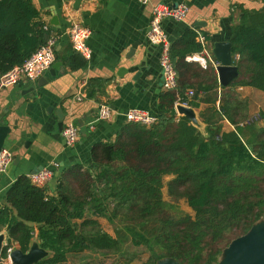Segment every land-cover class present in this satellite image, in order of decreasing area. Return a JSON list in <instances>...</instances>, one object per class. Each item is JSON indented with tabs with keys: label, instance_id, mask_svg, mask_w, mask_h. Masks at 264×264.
<instances>
[{
	"label": "trees",
	"instance_id": "trees-1",
	"mask_svg": "<svg viewBox=\"0 0 264 264\" xmlns=\"http://www.w3.org/2000/svg\"><path fill=\"white\" fill-rule=\"evenodd\" d=\"M241 13L230 34L232 53L239 55L240 74L233 83L220 86L212 66L204 73L194 69L192 75L201 79L190 81L192 66L186 57L201 51L202 45L196 40L197 31L188 28L171 42L178 87L160 94L166 111L156 123L123 124L113 140L94 144L88 165L65 169L52 192L27 175L15 180L0 206V232L7 233L4 257L10 247L27 252L33 241L49 251L35 264H66L71 253L117 248L120 239L102 230L98 218L114 222L124 213L133 220L124 229L134 245L150 250L151 264L164 257H174L181 264H218V244L234 231H239L237 237L246 233L262 219L264 109L259 112L263 125L245 123L249 102L234 89L264 90V8L241 7ZM45 26L32 0H0V77L46 44L52 32ZM56 60L72 70L86 65L71 46L56 51ZM109 82V78H90L87 97L97 98ZM188 88L195 91L189 105L209 104L201 112L207 134L188 117L177 115L175 103ZM222 119L235 129L223 130ZM166 175L173 176L171 192L185 196L194 215L180 213L151 224L167 206ZM70 178L79 181V191ZM212 244L214 249L209 247Z\"/></svg>",
	"mask_w": 264,
	"mask_h": 264
},
{
	"label": "crops",
	"instance_id": "crops-1",
	"mask_svg": "<svg viewBox=\"0 0 264 264\" xmlns=\"http://www.w3.org/2000/svg\"><path fill=\"white\" fill-rule=\"evenodd\" d=\"M32 2L40 11L41 20L52 33L59 36L56 51L69 46L74 49L68 34L74 23L91 28L92 34L87 40L91 57L86 58L74 49L86 59L84 67L72 70L61 60H56L61 61L62 66L54 76L49 72L45 74L50 77L46 83L39 85L41 77L36 81L23 79L17 85L0 91V114L5 113L4 124L11 127L4 148L10 150L14 157L8 169L0 173V206L5 203L7 190L19 176H29L41 166L55 169V177L45 185L51 192L54 191L57 177L65 169L74 164L88 165L94 144L116 137L118 130L128 122L125 114L129 109H144L157 118L166 111L160 101V94L172 89L163 86L160 47L147 38L153 5L159 2H186L189 11L184 20L167 18L163 21L170 42L186 29L193 28L197 31L198 42V33L206 36V46L218 65L220 62L213 52L214 43L230 41L231 28L239 22L242 14L241 7L252 11L264 8V0H151L145 5L138 0ZM198 22L204 25H196ZM233 57L236 64L239 55L233 54ZM186 60L192 66L190 81H196L198 77L192 75L194 69L203 73L207 69L197 61H189L187 57ZM209 66L215 68L218 78L217 67ZM93 77L109 78L110 82L104 88V93L98 94L97 98H88L86 86ZM223 91L220 87V96ZM234 91L242 93L243 97L250 96V116L247 120L258 116L260 110L264 109V90L253 86H237ZM179 103H175L177 115L185 116L177 109ZM102 104H108L112 109L108 119L98 117ZM208 105L204 102L198 107L188 104L192 107L190 122L197 120L201 123L202 129L198 128L204 134H207L206 123L201 112ZM216 105L219 107L220 99ZM58 109L64 111V122L73 119L79 126V137L73 146L67 145L61 134L62 130H59ZM79 119H86L84 133L80 131ZM257 122L260 126L263 125L260 118L248 124ZM220 124L225 131L235 129L227 119H222Z\"/></svg>",
	"mask_w": 264,
	"mask_h": 264
},
{
	"label": "built area",
	"instance_id": "built-area-1",
	"mask_svg": "<svg viewBox=\"0 0 264 264\" xmlns=\"http://www.w3.org/2000/svg\"><path fill=\"white\" fill-rule=\"evenodd\" d=\"M141 4H147L151 0H138ZM189 11V5L186 2H180L178 4H168L159 2L152 7V17L147 32L148 40L160 47V66L162 70L163 86L166 89H176L178 87V73L174 66V63L170 55V39L164 29L163 21L167 18H172L177 21L185 19ZM48 28V26H45ZM69 38L71 40L73 48L80 52L84 57H91V49L87 44L88 38L92 34V29L74 23L68 30ZM198 39L203 48L199 53H194L187 56L189 61H197L204 68L209 65L217 67L218 62L214 59L211 51L207 48V39L204 34L198 33ZM59 40V36L52 33L47 40L46 44L35 51L23 64L16 65L10 70L5 72L0 77V91L17 85L23 79L36 81L40 77L49 72L52 65L56 62V46ZM195 95V91L192 88L187 89L184 96L178 101L180 103L189 104L191 98ZM78 98H81L80 96ZM112 114V109L108 104H102L99 108L98 117L101 119H108ZM125 118L128 122H135L145 125L147 127L153 125L158 121L157 116L153 115L147 110L140 108H131L126 114ZM260 118V115L251 117L245 123H251L254 119ZM63 139L67 145L73 146L79 137V126L73 119H67L64 122L63 129L61 131ZM14 157L10 150L1 149L0 151V173L5 172ZM58 166V164H55ZM55 169L51 167H44L37 172L29 175L31 181L38 186H45L49 181L55 177ZM12 247L7 249V257H9Z\"/></svg>",
	"mask_w": 264,
	"mask_h": 264
},
{
	"label": "water",
	"instance_id": "water-1",
	"mask_svg": "<svg viewBox=\"0 0 264 264\" xmlns=\"http://www.w3.org/2000/svg\"><path fill=\"white\" fill-rule=\"evenodd\" d=\"M196 25H204L202 22ZM232 43L230 41H218L214 43L213 52L217 60L220 62L217 66L218 80L221 86H228L239 76V68L234 63L232 54ZM62 66L61 61H56L49 70L51 75H55L56 71ZM50 77L42 76L39 85L46 83ZM178 111L188 118H192V107L179 103ZM58 127L61 131L64 126L65 114L62 109H58ZM5 113L0 114V151L4 148L5 139L11 132V127L4 124ZM86 121L79 119L80 131H86ZM193 125L202 129L201 123L197 120L192 121ZM43 166L36 170H41ZM36 171V172H37ZM7 245L6 231L0 232V263L12 264H35L43 258L47 257L49 251L42 248L37 241H33L29 250L23 252L21 249H13L9 257L3 256V251ZM156 264H181L174 257H164L159 259ZM218 264H264V219H260L254 223L251 228L244 234L234 238L231 243L223 250L222 256Z\"/></svg>",
	"mask_w": 264,
	"mask_h": 264
},
{
	"label": "rangeland",
	"instance_id": "rangeland-1",
	"mask_svg": "<svg viewBox=\"0 0 264 264\" xmlns=\"http://www.w3.org/2000/svg\"><path fill=\"white\" fill-rule=\"evenodd\" d=\"M200 79L201 78H197L196 81H199ZM236 93L241 98L247 99L250 103V96L243 97L242 93ZM256 107L258 109V105H256ZM248 116H250V113H248ZM255 124L260 125L259 122ZM172 178V175H166L164 177L163 197L167 206L165 210L151 222V224H155L156 220L160 218H170L180 213L194 215V210L188 205L185 196L171 192L169 183ZM70 182L76 191L80 190L81 185L79 181L70 178ZM262 219H264V216ZM98 221L99 227L102 230L120 239L117 248L110 250H85L79 253H71L66 264H151V262L154 261L148 248L144 245L136 246L131 242V236L124 229V225L127 223H133V220L125 216L124 213H122L121 217L114 222H110L105 217L98 218ZM90 227L91 226H88L87 228ZM234 232L236 233H230L225 242L222 241L223 243L218 244V247L221 248V253L218 255L219 260L222 256L223 250L234 238L237 237V232L239 231ZM209 247L210 249H214L213 244L209 245ZM156 251L160 253L162 252L159 247H156Z\"/></svg>",
	"mask_w": 264,
	"mask_h": 264
}]
</instances>
